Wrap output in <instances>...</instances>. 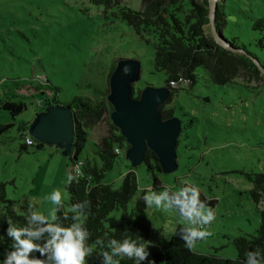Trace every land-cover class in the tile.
<instances>
[{
    "label": "rangeland",
    "instance_id": "374dc122",
    "mask_svg": "<svg viewBox=\"0 0 264 264\" xmlns=\"http://www.w3.org/2000/svg\"><path fill=\"white\" fill-rule=\"evenodd\" d=\"M192 1L197 6L204 3ZM117 2L144 14L150 0ZM212 3L208 0L209 10ZM226 5L229 26L235 25L233 32L241 34L244 42H253L249 45L251 51L264 62V49L255 44L261 33L251 29L255 18L264 16V0H227ZM114 6L96 5L91 0H0V97L14 94L17 96L13 100L27 103V109L16 117L0 109V123L13 124L0 138V183L5 184L7 197L15 201L18 214L25 215L29 203L42 211L51 208L43 197L55 188H60L62 195L66 190L67 209L70 195L66 180L74 168L70 157L54 146L44 144L37 148L34 144L23 148L25 137H21L19 127L32 122L41 112V96L32 97L35 89L28 85L21 91L24 84L46 76L58 87L59 101L66 104L75 96L105 91L113 63L122 58L141 62V78L134 84L135 93L147 85L166 84L167 74L155 67L154 40L147 42L124 20L115 17ZM186 14L193 15L190 11ZM197 29L198 36L205 41L217 42L216 36L220 37L215 23L201 24ZM206 57L214 68L223 67L213 60H218L217 55L203 58ZM233 68L222 69L223 75L232 76V83H213L212 69L203 66L196 69L194 86L189 81L170 83L176 93L165 106L172 107L175 116L182 120L177 149L179 168L171 173L159 172L160 186L156 190H152L154 178L146 164L132 167L125 146L103 182L119 188L124 176L133 170L138 191L128 202L131 210L147 192H158L166 185L178 190L181 178L190 180L204 195L217 201L216 218L208 226L212 235L199 241L195 249L234 259L237 250L233 239L256 233L260 226L259 210L264 209V201L252 199L253 184L248 180L249 173H264V73L256 78L243 68L230 72ZM15 80L24 83L20 90ZM111 123L103 116L93 128L82 127L88 140L80 159L88 157L100 163L95 159L96 145L102 144L110 133ZM26 132L29 134V129ZM146 212L150 223L148 243L154 245L168 244L171 230L183 224L174 213L166 214L148 206ZM122 214V208L112 211L104 225H119Z\"/></svg>",
    "mask_w": 264,
    "mask_h": 264
},
{
    "label": "trees",
    "instance_id": "16d2710c",
    "mask_svg": "<svg viewBox=\"0 0 264 264\" xmlns=\"http://www.w3.org/2000/svg\"><path fill=\"white\" fill-rule=\"evenodd\" d=\"M91 1L96 5L106 7L115 4L113 7L115 17H120L124 20L139 37L147 42L154 40L155 67L157 70L164 71L167 74L166 83L168 84L171 82L189 81L191 86H194L197 80L195 72L200 66L213 70L210 73V80L215 84L233 82L232 76L223 75L222 69L226 68V66L228 68L234 67L230 72H235L237 68H243L256 78L263 74L261 68L264 69V62L249 47L253 42H244L241 34L236 31L233 32L235 25L229 26V13L226 10L227 0H220L214 12L215 26L227 47L220 46L214 40L205 41L201 36H198L200 35V31H197L198 26L211 23L208 0H204V3L200 6L195 5L192 0H150L144 14L119 5L117 0ZM187 11H190L193 15L187 16ZM236 21L238 22L237 19ZM237 22L236 25L238 24ZM251 29L254 32L258 31L261 33L255 44L264 49V16L255 18ZM225 32H228V34ZM214 54L217 55L218 60L212 59L215 60L217 65L221 63L222 68L221 66L216 67L218 69L214 68L207 60V57L203 58L207 55L208 57H213ZM117 62L118 60L112 65L105 91L92 96L78 95L66 104L59 101L58 87L50 83L46 76H39L43 77L42 81L36 78V82L29 81L27 84L15 80V85L20 90L19 86L24 84L21 87V91L25 90L27 85L35 89L36 94L32 97L41 96L38 101L40 111L45 110L48 106L60 105L70 107L74 113L76 122L75 140L72 155L69 156L74 165L71 171L74 179L67 185V190L70 195L69 205L85 199L89 201L87 219L85 220V225L91 234L89 243L95 241L97 237H102L105 232L119 239L124 229L138 233L148 243L150 223L143 196L131 210H128L127 206L128 202L138 191V181L134 171L130 170L124 176L123 184L119 188H114L111 184L103 182L104 176L113 167L119 155L116 154L115 149L129 146L120 130L111 123L110 133L103 138L102 144L96 145L95 159L98 158L100 163L91 161L88 157L79 158L88 140L87 132L83 131L82 127L93 128L103 116H107L110 121V113L113 110V106L108 101L109 79ZM140 93L141 90L137 93L134 91V96L139 97ZM175 93L176 89L174 88L171 96ZM16 96L13 94V96L11 95V97L7 98L0 97V109L9 112L12 117H16L27 109V103L24 100L17 101L12 99V97ZM171 96L168 100L171 99ZM160 112L164 119L175 116L174 109L172 107L167 108L165 103L160 105ZM30 124L31 122L20 125L19 128L23 132L21 137L24 138L27 135L26 131L29 129ZM12 125V123H0V138ZM34 142L37 148L44 147V144L37 142L35 139ZM23 148L27 149L26 143ZM79 162H81V173L78 176L75 166ZM145 164L154 178L152 190H156L160 186L158 173L162 171L157 155L150 149L146 152ZM248 180L253 184V188L250 190L251 197L258 202L260 198H264V173H249ZM200 199L206 200L208 206L215 208L216 199L208 198L202 192ZM14 205L15 201L7 197L5 184L0 183V233H3L4 229L7 228V223L5 222L7 219H11L14 223L23 224L24 222V215L16 213ZM118 208L123 209L120 224L106 227L104 220L112 211ZM259 212L260 226L256 233L241 235L233 239V244L237 250V257L234 259L203 253L197 249L189 251L184 247V242L178 235H171L168 244L163 246L148 243L150 245L149 259L153 261V264H242L245 251L256 247L264 248V209L259 210ZM57 215L58 217H62V215L70 217L71 214L67 212L64 205ZM180 226L182 225L179 224L176 227L177 231ZM10 243L7 237H3L0 240V244H2L0 245V252H3ZM93 247L96 249L93 253L95 257L99 249L94 243ZM2 258L0 256V259ZM91 264H99L98 258L93 260ZM121 264H132V261L125 259L121 261Z\"/></svg>",
    "mask_w": 264,
    "mask_h": 264
},
{
    "label": "clouds",
    "instance_id": "9594fccd",
    "mask_svg": "<svg viewBox=\"0 0 264 264\" xmlns=\"http://www.w3.org/2000/svg\"><path fill=\"white\" fill-rule=\"evenodd\" d=\"M25 142L31 143V140ZM73 179L69 173L66 182L71 183ZM179 184L178 190L166 185L158 192L149 191L143 200L149 208L174 213L178 221H183L178 231L173 228L170 235H178L184 247L193 251L199 241L212 235L208 226L216 218L215 209L200 199V189L190 180L181 178ZM67 198L66 190L62 195V190L55 188L43 197L51 203V208L42 211L29 203L23 224L5 220L7 228L0 233V240L7 237L11 243L0 252L3 257L0 264H91L97 258L99 264H121L125 259L132 264H153L147 240L128 229L121 232L119 239L105 232L89 243L91 234L85 225L89 201L69 205L70 217H58ZM93 243L99 249L95 257ZM242 264H264V248L245 251Z\"/></svg>",
    "mask_w": 264,
    "mask_h": 264
},
{
    "label": "water",
    "instance_id": "95a60500",
    "mask_svg": "<svg viewBox=\"0 0 264 264\" xmlns=\"http://www.w3.org/2000/svg\"><path fill=\"white\" fill-rule=\"evenodd\" d=\"M216 6L217 0H213L210 8L212 25ZM216 41L224 47L218 35ZM141 70V62L136 59L118 60L109 79L108 101L113 106L110 120L129 144L125 155L132 167L145 163L146 152L150 149L157 155L161 171L171 173L179 168L177 149L182 120L177 116L164 119L160 105L168 101L174 87L168 83L160 87L147 85L141 89L139 97L134 96V84L140 80ZM261 71L264 73L263 68ZM75 125L70 107L53 105L36 114L29 134L37 142L54 146L63 155L70 156L75 140Z\"/></svg>",
    "mask_w": 264,
    "mask_h": 264
},
{
    "label": "built area",
    "instance_id": "2783aa9c",
    "mask_svg": "<svg viewBox=\"0 0 264 264\" xmlns=\"http://www.w3.org/2000/svg\"><path fill=\"white\" fill-rule=\"evenodd\" d=\"M39 81H42V79H43V77H39V78H37ZM26 139H30L31 140V143H26V145L27 146H31V145H34V138L31 136V135H29V134H27L26 136H25V141H26ZM120 148H116L115 149V152H116V154H120ZM80 166H81V162H79L76 166H75V171H76V174L79 176L80 175V173H81V169H80ZM260 200L261 201H264V198H260Z\"/></svg>",
    "mask_w": 264,
    "mask_h": 264
}]
</instances>
